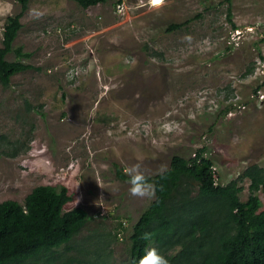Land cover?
<instances>
[{
	"label": "rangeland",
	"instance_id": "rangeland-1",
	"mask_svg": "<svg viewBox=\"0 0 264 264\" xmlns=\"http://www.w3.org/2000/svg\"><path fill=\"white\" fill-rule=\"evenodd\" d=\"M222 2L107 0L82 8L30 0L13 46L30 53L24 62L31 67L0 85V134L7 137L0 141V202L22 203L38 185L66 186L64 210L83 207L89 215L70 244L91 234V251L82 255L107 264L111 238L108 264H128L132 226L153 198L131 196L117 169L139 163L153 175L172 155L188 158L199 148L220 183L248 165L264 167V86L251 92L264 78V0H231L236 29ZM19 9L17 0H0V44L6 17ZM250 62L254 70L244 75ZM239 185L246 200L249 182Z\"/></svg>",
	"mask_w": 264,
	"mask_h": 264
},
{
	"label": "trees",
	"instance_id": "trees-1",
	"mask_svg": "<svg viewBox=\"0 0 264 264\" xmlns=\"http://www.w3.org/2000/svg\"><path fill=\"white\" fill-rule=\"evenodd\" d=\"M17 1L19 11L6 17L2 29L0 85L4 88L10 85L13 75L31 67L24 62L30 53L22 51L21 46H13L22 27L20 18L30 0ZM72 1L82 8L107 2ZM224 2L227 3L226 20L236 29L231 0ZM191 20L189 17L171 24L166 30L180 29ZM254 46L258 50V42ZM11 52L14 58L8 60ZM258 55L264 60L259 50ZM253 70L254 63L250 62L244 75ZM263 86L264 78L251 92L256 93ZM3 139H7L6 135L0 134V141ZM116 177L128 180L127 173L119 169ZM145 177L155 186V195L132 226L128 264H140L150 249L165 257L168 264H264L263 166L248 165L238 177L220 183L221 176L213 161L199 148L188 158L172 155L167 168ZM243 179L249 182L246 200L239 197L243 189L239 181ZM70 200L66 186L57 189L52 185H38L26 194L22 203L11 199L1 201L0 264H96L92 257L87 261L82 255L91 251L85 245L91 234L80 238L77 245L70 244L89 220L83 207L64 210ZM111 240L106 244L107 264ZM100 249L95 247V251Z\"/></svg>",
	"mask_w": 264,
	"mask_h": 264
},
{
	"label": "clouds",
	"instance_id": "clouds-1",
	"mask_svg": "<svg viewBox=\"0 0 264 264\" xmlns=\"http://www.w3.org/2000/svg\"><path fill=\"white\" fill-rule=\"evenodd\" d=\"M163 4L164 0H160L158 5L163 6ZM36 18H39V16ZM140 169L141 164L138 163L127 170L129 194L141 199H151L155 195V186L147 181L145 175ZM140 264H168V261L155 249H150L148 255L141 259Z\"/></svg>",
	"mask_w": 264,
	"mask_h": 264
},
{
	"label": "snow or ice",
	"instance_id": "snow-or-ice-1",
	"mask_svg": "<svg viewBox=\"0 0 264 264\" xmlns=\"http://www.w3.org/2000/svg\"><path fill=\"white\" fill-rule=\"evenodd\" d=\"M153 3L159 4L160 3V0H153Z\"/></svg>",
	"mask_w": 264,
	"mask_h": 264
},
{
	"label": "built area",
	"instance_id": "built-area-1",
	"mask_svg": "<svg viewBox=\"0 0 264 264\" xmlns=\"http://www.w3.org/2000/svg\"><path fill=\"white\" fill-rule=\"evenodd\" d=\"M122 7V5L120 3H117V8L118 10Z\"/></svg>",
	"mask_w": 264,
	"mask_h": 264
},
{
	"label": "bare ground",
	"instance_id": "bare-ground-1",
	"mask_svg": "<svg viewBox=\"0 0 264 264\" xmlns=\"http://www.w3.org/2000/svg\"><path fill=\"white\" fill-rule=\"evenodd\" d=\"M153 1V0H152Z\"/></svg>",
	"mask_w": 264,
	"mask_h": 264
}]
</instances>
